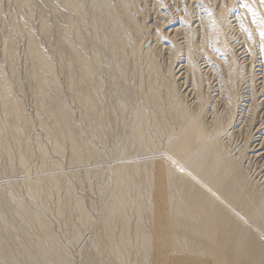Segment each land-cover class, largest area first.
Here are the masks:
<instances>
[{
	"label": "rangeland",
	"instance_id": "374dc122",
	"mask_svg": "<svg viewBox=\"0 0 264 264\" xmlns=\"http://www.w3.org/2000/svg\"><path fill=\"white\" fill-rule=\"evenodd\" d=\"M51 1L60 4V0ZM71 1L75 2L74 5L77 4L76 9L78 10L69 13L71 15L69 17L72 18L70 19L73 28L77 27L76 30L85 41L81 43L75 38L73 35L75 33H72L75 29L72 27L68 29V34L70 33L68 38L73 48L76 46L74 49L91 60L95 80L100 82L99 88H96L98 91L94 92V97L98 114H100L102 136L95 134L88 123L86 124L82 110L77 107L73 92L67 86L66 75L62 73L59 66L62 56L55 44L54 27L46 37L39 28L42 27L43 21L52 24L50 15V18L45 20L41 10H48L49 14L46 0H26L25 6L27 7L24 6V8H27L30 14L25 15L28 20H24L27 23L25 29L23 17L27 11L15 0H0V80L6 81L12 99L18 104L20 114L24 112L21 117L26 118L25 120L29 123V132L27 136H25L26 133L22 134L21 139L23 143L24 139L25 143L29 142V148L31 147L28 168L20 170L21 168L16 166L18 160L14 158L12 161L14 172L11 175L1 174L0 183L6 190L13 192L24 201L28 210L42 213L44 219L47 218L45 221L49 224L52 234L55 235L59 249L66 251L70 263H106L103 256L108 250H101L102 255H98L100 249L97 250L94 243L103 237L102 220L107 206L113 199L111 172L119 170L121 165L127 167L130 165L131 169L134 163L156 161L158 165L150 169L154 177L153 182H142L138 191L143 197L145 196L143 200H148V202L154 200L158 191L157 180L159 182L158 177L162 172V164L167 157V143L170 136L167 130H156V124L152 123L149 118V122L144 126L145 129L143 128V131L145 130L143 132L144 149L137 148L133 138L138 113L145 112L148 117L150 116V111L144 103L143 91L140 89L142 82L145 81V75L142 73L146 64V59H144L146 54L153 59L159 74L161 73L160 76L169 83L172 82L179 99L190 114L200 110V117L206 129L211 130L219 126L216 141L222 145L227 156L239 160L242 173L244 177L246 176L245 181L251 187L261 191L264 196V0L260 2L259 0H134L135 4L132 6L129 4L127 10L138 29L137 49L135 48L131 58L129 56L125 69L117 65L115 56H111L112 52L108 49L110 47L108 38H105L108 25L104 19V22L101 19L98 22L95 18L96 6L92 5L90 0ZM108 1L112 5L116 3V0ZM28 36L33 37L40 51L53 64L52 66H56L53 71L54 85L60 89L57 88L58 92L61 91L59 94L61 93L60 97H63L65 105L69 106L66 108L76 130L99 153V158L86 160L80 165H70L68 148L64 145L63 152L56 153L53 149L51 132L46 131L44 126H39L37 123V115L41 110L35 93L32 91L34 82L30 75ZM8 40L12 41V47L15 48L11 49L12 51L6 48L5 44ZM124 40L128 45H132L130 38H124ZM1 44H4L2 48ZM94 52L100 53L101 58L98 62L92 61ZM123 92L126 94L125 97L121 96ZM120 101L122 107H120ZM165 109L168 110L167 107ZM4 117L0 112L2 135L9 138V127ZM258 146L259 152L256 153L254 151ZM11 149L13 153L17 150L13 141H11ZM0 157V172H2L1 170L7 167V161L4 155L0 154ZM43 163L53 164L56 167L42 168ZM177 170L180 171V168L176 167V172L180 174L181 172ZM95 173L99 174L98 181ZM53 177L68 182L73 194L91 219L88 228L83 230L77 240L78 242L72 241L69 235L70 229L64 227L56 212V192L50 182ZM28 182L41 185L43 191L41 192L48 195V204L47 201L41 203L34 200L32 192L26 187ZM150 185H153L152 188ZM122 204L130 218L129 221L133 223L136 220L135 210L130 208L126 201H122ZM254 235L261 242L264 241V234L260 231ZM130 244L132 246L127 248L129 258L126 257L123 260L125 264H132L135 253L140 251L136 239L132 238ZM45 246L47 247L48 244ZM194 256L199 255L176 249L170 254L167 264H181L179 261L176 262V259ZM147 259L149 260V257L145 260L148 261ZM212 262L208 264H220L213 259Z\"/></svg>",
	"mask_w": 264,
	"mask_h": 264
},
{
	"label": "bare ground",
	"instance_id": "6f19581e",
	"mask_svg": "<svg viewBox=\"0 0 264 264\" xmlns=\"http://www.w3.org/2000/svg\"><path fill=\"white\" fill-rule=\"evenodd\" d=\"M15 1L23 8L26 5V0ZM59 2L58 5L51 0H46L49 14L48 10H41L45 20L51 17L52 24L43 21L42 27L39 28L46 37L54 27L55 44L62 56L59 66L62 73L66 75L67 86L72 90L73 99L75 98L77 107L80 108L78 109L82 110L86 124L88 123L95 134L102 136L100 114H98L94 97V92L96 88H99L100 82L95 80L91 60L74 49L76 46L73 48L68 38L70 34H68V29L74 27L69 13L78 10L76 9L77 4L74 5L75 2L72 3L71 0H60ZM90 2L96 6L97 13L94 16L98 22L101 20L104 22V19L108 25L105 38H108L110 46L108 49L112 52L111 54L109 51L111 56H115L117 65L125 69L129 56L131 58V55H134L138 35L136 24L127 10L129 4L131 6L135 4L134 0H116L115 5L108 0H90ZM25 11L23 21L27 20L25 15L30 14L27 8ZM24 25V29L27 28L25 21ZM76 28H73L75 32L72 31V33H75L73 34L75 38L83 43L85 39L83 40ZM32 38L28 36L27 51L31 65L30 75L34 82L32 91L35 93L41 110L37 115L38 122H36L39 126H44L46 131L51 132L53 149L56 153L61 154L64 145L68 148L70 165H80L86 160L99 158V153L76 130L67 111V105L62 100L63 97H60L59 92L61 91L58 92L60 89L54 85L53 71L56 66H52L53 64L40 51ZM124 38H130L132 45H128L126 42L129 39L125 41ZM11 42L8 40L5 44L8 51L14 48ZM3 45L1 44V48ZM92 54V61L98 62L101 58L100 53ZM144 59H146V64L142 74L145 75V81L139 85H141L144 103L150 111V116L148 117L145 112L138 113L133 138L137 148L144 149L143 132L145 130L143 131V128L145 129L144 126L150 118V121L156 124V130H167L170 136L167 143V157L162 164V172L158 177L159 182L157 180L158 191L151 202L144 201L145 196L143 197L138 190L142 182H153L154 177L150 169L158 165L156 161L134 163L131 169L130 165L129 167L121 165L119 170L111 172L110 181L114 193L112 192L113 199L107 206L102 220L103 237L100 236L102 239L94 243V247L97 250L100 249L98 255H102L101 250L105 249V251L108 250L103 256L105 264H125L123 260L126 257L129 258L127 248L132 246L130 241L134 238L139 243L140 251L135 253L132 264H167L170 254L176 249L199 255L176 259V262L179 261L181 264L184 262V264H208L212 262V259L220 264H264V241L261 242L254 235L259 231L264 234V196L262 192L245 181L246 176L244 177L242 173L239 160L227 156L222 145L216 141L219 126L211 130L206 129L200 117V110L190 114L179 99L172 82L169 83L160 76L161 73L159 74L149 54H146ZM5 82L0 80V112L5 116L4 119L6 118L9 138L2 135L3 130L0 125V154L4 155L7 161V167L5 169L2 167L0 175L6 173L11 175L14 172L12 165L14 158L18 160L16 166H19L20 170L28 168L31 147L29 148V142L26 141V144L24 139L23 143L21 139L22 134L26 133L25 136H27L29 123L25 120L26 118L21 117L24 112L20 114L18 111V104L12 99L10 88ZM124 95L126 96L123 92L121 96L125 97ZM120 107H122L121 101ZM11 141L17 147L14 153L11 149ZM258 150L259 146L254 152L257 153ZM41 166L42 168L56 167L48 163H43ZM176 167L180 168V171L177 170L181 172L180 174L176 172ZM95 174L98 181L99 174ZM50 182L54 187L52 189L56 192V212L60 221L64 227L70 229L69 235L72 241H77L83 230L88 228L91 219L73 194L68 182L54 177ZM40 186L32 182L26 183L34 200L46 203L48 195L42 193ZM122 201H126L128 206L135 210L136 220L133 223L129 221L130 218L125 212ZM27 207L24 201L13 192L6 190L0 183V264H71L66 251L59 249L58 241L45 221L47 218L44 219L42 213L32 212ZM45 244L48 246L46 247ZM147 257H149L148 261L145 260Z\"/></svg>",
	"mask_w": 264,
	"mask_h": 264
}]
</instances>
